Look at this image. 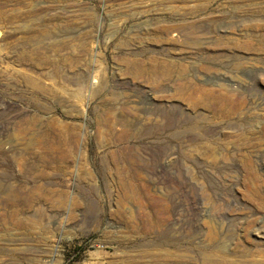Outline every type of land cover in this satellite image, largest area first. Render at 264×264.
<instances>
[{
	"label": "rangeland",
	"instance_id": "rangeland-1",
	"mask_svg": "<svg viewBox=\"0 0 264 264\" xmlns=\"http://www.w3.org/2000/svg\"><path fill=\"white\" fill-rule=\"evenodd\" d=\"M0 264H264V0H0Z\"/></svg>",
	"mask_w": 264,
	"mask_h": 264
}]
</instances>
